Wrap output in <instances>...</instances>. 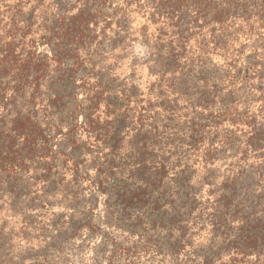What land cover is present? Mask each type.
I'll use <instances>...</instances> for the list:
<instances>
[{"label": "rangeland", "instance_id": "1", "mask_svg": "<svg viewBox=\"0 0 264 264\" xmlns=\"http://www.w3.org/2000/svg\"><path fill=\"white\" fill-rule=\"evenodd\" d=\"M140 3L0 0V35L13 31V20L20 18L22 11L28 26L16 22L21 29L15 35L16 44H26V49L38 53L47 52V28H55L59 21L76 14L82 17L87 11L81 20L89 24L90 32L72 34L62 47V63L70 66L79 59L77 104H68L71 88L65 84L69 79L56 72L55 64L50 62L47 83L51 86L43 82L35 92L39 119L53 136L58 129L68 128L71 117H67L66 106L73 110L79 105L87 112V120L100 117L115 123L116 140L127 141L136 130H144L143 141L135 137L134 149L141 145L146 158L148 153V157L157 153L155 162L148 160L152 163L149 175L163 169L164 178L163 185L155 182L159 188L152 197L142 191L146 201L140 208L125 212L123 187L129 183L136 188V183L119 170L118 175L107 176L105 185L99 186L95 161L101 162L102 156L111 151L96 143L100 132L80 126L72 138L58 140L62 150L78 163L77 167L74 162L65 168L54 166L51 176H56V184L62 180L60 186L54 188L50 180L41 186L32 182L33 193L23 204L1 198L0 226H9L7 236L13 237L0 252L11 247L15 254L24 256L31 246L42 256L38 264H198L203 255L195 253L192 244L199 249V233L211 227L206 215L213 213L210 208L220 204L224 195L230 194L233 204L246 216L264 218V173L246 166L243 141L252 131L247 126L264 127V104L260 103L264 88V63L260 61L264 39L258 37L261 32L248 38L238 24L232 25L235 44L225 46L220 42L222 38L214 41L207 35L208 29L200 30L195 25L184 39L180 33L175 34L181 24L145 30L146 13L135 12ZM186 12L193 14L190 9ZM177 40L183 44V49L175 53L183 60L184 68L179 86L162 76L165 46L175 45ZM57 93L67 105L54 103L53 95ZM227 131L235 136L231 138ZM130 161L125 163L126 171L134 165L135 160ZM234 179L238 181L231 185ZM41 191L46 193L42 195ZM180 196L185 202L188 198L198 199L199 211L192 212L185 223L176 222L178 209L171 205L179 204ZM140 218H148V223L133 227V220ZM24 220L31 222L28 229ZM178 224L188 226L187 234H196L195 243L177 237L174 229ZM211 230L208 239L210 234L221 236L227 232ZM200 239L205 243L203 237ZM16 263L30 264L20 257Z\"/></svg>", "mask_w": 264, "mask_h": 264}, {"label": "trees", "instance_id": "2", "mask_svg": "<svg viewBox=\"0 0 264 264\" xmlns=\"http://www.w3.org/2000/svg\"><path fill=\"white\" fill-rule=\"evenodd\" d=\"M138 7V9L135 7L136 13L140 11L146 13L143 21L145 30L149 27L156 29L165 26L170 28L172 24H181V29L175 34L180 33L184 39L188 36L191 26L195 25L200 30L208 29L207 35L214 41L222 38L223 40L220 42H223L225 46H230L235 44L232 39L234 36L232 25L238 24L239 30L248 38H251L254 32L259 31L261 33L258 37L264 39V0H141ZM187 9L192 10L193 14L187 13ZM19 15H21L20 18L16 21L13 20L11 28L13 31L5 32L6 35H0V201L3 197L12 203L20 201L23 204L30 199L29 197L33 193L32 182L41 186L45 180H50L54 184V188L57 185L60 186L62 180H57L56 184V176H51L54 166L58 169L61 166L65 168L74 162L77 167L78 163L62 150L58 140L61 137L72 138L76 135L78 128L83 126L100 132V140H96V143L105 145L108 147V151H111L110 154L102 156L101 162L95 161V165H98L96 178L99 176V186L105 185L104 181L107 176H116L121 170L127 180L131 178L137 186L131 188V184L125 183L123 187L125 195L122 199L124 211L128 213L132 207L140 208L141 202L145 200L142 191H145L144 195L152 197L159 185L164 184L163 169L149 175L152 163L149 164L148 160L155 162L158 157L157 153L154 152L153 157H148V153L146 158L141 145H137V150L134 149L133 145L137 144L134 141L135 137L143 141L146 133L144 130H136L127 141L116 140L114 137L115 123H109L105 119L102 121L100 117L89 121L86 118L87 112L76 105L73 110H71V106H66L69 111L67 117H71L68 128L66 130L60 128L55 132V135L51 136L38 116L35 92L44 85L43 82H46L48 87L51 86L47 83V76L52 64H55L56 72L62 73L64 78L69 79V82L65 84L71 88V99L68 98V104H74L73 102L77 104L75 100L79 98L76 85L80 67L79 59L76 58V62L70 66L62 63L64 60L62 47L66 41H69L72 34L87 35L90 32L89 24L81 20L87 15V11H83L82 17H78L79 14H76L73 18L61 20L63 19L61 16L59 18L61 21L55 28H47L44 41L48 49L44 53L28 50L26 44H16L15 35L21 32L16 22L21 21L25 26H28V21L22 11ZM54 42L57 44L54 45ZM216 43L218 45V42ZM261 47L264 48V45L262 44ZM165 48H167V56L163 62L162 76L172 85L179 86L181 85L179 76L184 72V68L181 67L183 60L176 57L175 53L179 49H183V44L177 40L175 45L171 43ZM260 61L264 63V49L260 55ZM189 68L191 67L189 66ZM262 94L260 103L264 104V88ZM86 95L89 96V94ZM53 97H55L53 100L55 104L67 105V100H64L58 93ZM19 104L24 106L20 107ZM247 127L252 131L250 136L243 140L246 145L245 158L248 159L246 166L249 165L251 169L264 173V127L259 129ZM227 132L231 138L235 136L233 132ZM122 151L124 153L119 154ZM130 160H135L134 165L132 166L128 162L131 166L129 171H126L125 163ZM66 171L72 170L67 169ZM76 181L78 180L76 179ZM237 181L234 179L231 185ZM155 182H160V184L157 186ZM93 183L95 182L93 181ZM41 192L42 195L46 193L45 191ZM223 199L220 204L210 208L213 213L207 214L206 220L210 221L213 230H227V232L221 236L210 234L209 239L208 232L212 231L211 227L204 228V232L199 233V243H201L197 247L199 249L195 250V245L192 244L194 252H201L203 255L198 264H264V218L255 219L250 215L246 216L242 209L238 210L237 206L233 204L230 194L224 195ZM197 200V197L188 198L185 202L183 196H180L179 204L171 203L174 210L178 209L176 211L178 214L177 223L187 222V217L198 210ZM224 207L225 209H223ZM179 210L181 215H179ZM24 214L20 215L19 213L18 215L24 217ZM228 214H231V217H228ZM2 215L0 211V217ZM24 222L28 229L31 222H26V220ZM145 222L148 223V218L133 220L132 226L139 228L141 224L146 225ZM188 229V226L178 224L174 231L176 230L179 239L185 241L187 237L189 243H195L196 234L194 232L187 234ZM8 230H11L9 226L4 224L0 226V251L4 248L3 246L8 245V241L13 237V234L7 236ZM201 237L205 239V243L200 239ZM26 239L28 242L30 241L28 237ZM28 250L29 253L26 252L23 256L15 254L16 252L10 247L9 250L0 252V264H17L18 257L30 264L40 263L39 259L42 256L35 252L39 249L29 246ZM46 261L44 260L45 263Z\"/></svg>", "mask_w": 264, "mask_h": 264}]
</instances>
